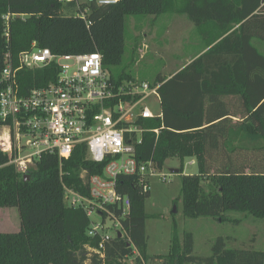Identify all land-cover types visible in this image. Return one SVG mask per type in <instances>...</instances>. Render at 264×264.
I'll use <instances>...</instances> for the list:
<instances>
[{
    "label": "trees",
    "instance_id": "16d2710c",
    "mask_svg": "<svg viewBox=\"0 0 264 264\" xmlns=\"http://www.w3.org/2000/svg\"><path fill=\"white\" fill-rule=\"evenodd\" d=\"M128 15L185 16L209 47L170 78L158 75L152 83L159 85L161 117L143 122L148 131L138 159L159 170L169 158L194 160L197 173L181 180L187 219L223 221L231 211L264 218V55L255 45L264 42V0H118L108 6L96 0H0V74L7 54L16 66L19 54L35 43L54 55L98 53L113 82L135 81L127 67L117 77L110 72L122 62ZM56 75L54 63L19 71L21 95ZM103 165L87 160L81 144L62 162L42 154L20 174L0 152V208H15L20 219L18 232H0V264H264V250L229 249L222 237L209 256L196 255L188 231L182 242L173 235L167 255H147L149 191L134 176H120L117 191L131 202L122 224L139 256L118 237L104 246L102 257L85 249L97 240L86 234L84 211L66 205L63 186L86 195L80 173L101 174Z\"/></svg>",
    "mask_w": 264,
    "mask_h": 264
},
{
    "label": "built area",
    "instance_id": "2783aa9c",
    "mask_svg": "<svg viewBox=\"0 0 264 264\" xmlns=\"http://www.w3.org/2000/svg\"><path fill=\"white\" fill-rule=\"evenodd\" d=\"M117 2L96 0L102 6ZM17 60L15 66L7 54L0 74V152L17 172L26 174L42 154H56L62 162L75 146L86 145V159L104 164L102 173H80L86 195L63 186L66 205L84 211L89 218L86 234L97 240L96 247L85 249L102 257L104 246L120 233L133 256H139L122 224L131 202L117 191V180L134 176L147 192L149 178L160 171L153 161H142L136 154L148 131L143 122L161 117V110L154 115L147 106L151 99L160 105L159 85L139 80L116 84L103 69L98 53L54 55L32 43ZM52 63L57 69L55 80L21 95L18 72ZM93 216L101 221L92 222Z\"/></svg>",
    "mask_w": 264,
    "mask_h": 264
},
{
    "label": "rangeland",
    "instance_id": "374dc122",
    "mask_svg": "<svg viewBox=\"0 0 264 264\" xmlns=\"http://www.w3.org/2000/svg\"><path fill=\"white\" fill-rule=\"evenodd\" d=\"M189 24H182L171 16H126L125 52L121 64L110 69L111 74L117 77L121 69L127 67L135 80L153 83L158 75L169 77L202 46L199 34L192 25L189 29ZM147 106L154 115L160 114V105L155 104L154 99ZM192 161L184 159L180 163L177 158H169L162 169L149 178V197L144 202L147 255H167L173 235L182 242L186 231L193 235V253L200 256L211 254L212 244L218 237L225 240L229 249L264 250V218L234 211L225 213L223 221L183 216L181 180L183 176L197 173L195 164L190 165ZM91 221L98 223L101 219L93 216ZM19 229L17 210L0 208V232L16 233Z\"/></svg>",
    "mask_w": 264,
    "mask_h": 264
},
{
    "label": "crops",
    "instance_id": "0c3cea01",
    "mask_svg": "<svg viewBox=\"0 0 264 264\" xmlns=\"http://www.w3.org/2000/svg\"><path fill=\"white\" fill-rule=\"evenodd\" d=\"M165 16H171V17H174L176 20H178V21H181L182 22V24H185V23H187V24H189V29H191V26L190 25H192L193 26V24L185 17V16H181V15H165ZM175 16H178V18H176ZM164 17V16H163ZM189 22V23H188ZM193 28H194V26H193ZM236 28V27H235ZM194 30H195V28H194ZM200 40L202 41V39L200 38ZM203 43V42H202ZM204 44H202V46L199 48V50H198V52L195 54V55H193L191 58H188V60L185 62V64L184 65H182V66H180L179 68H178V70H176L175 69V72H172V74L169 76V77H166L167 79L168 78H170L171 76H173L175 73H177L178 71H180V70H182L186 65H188L191 61H193L194 59H196L197 57H199L201 54H203L209 47H204L203 46ZM256 47H257V49L259 50V52H261L263 55H264V42H261V41H259V43L257 42L256 44ZM135 51H136V48H134V53H135ZM177 71V72H176ZM163 77V76H162ZM236 119H238V118H235L234 120H236Z\"/></svg>",
    "mask_w": 264,
    "mask_h": 264
},
{
    "label": "water",
    "instance_id": "95a60500",
    "mask_svg": "<svg viewBox=\"0 0 264 264\" xmlns=\"http://www.w3.org/2000/svg\"><path fill=\"white\" fill-rule=\"evenodd\" d=\"M25 177H26V176H24V178H25ZM120 236H121L120 233H118V234H117V237L120 238Z\"/></svg>",
    "mask_w": 264,
    "mask_h": 264
}]
</instances>
